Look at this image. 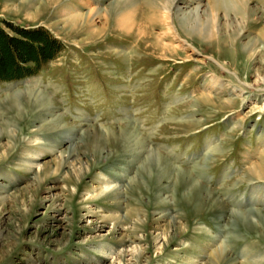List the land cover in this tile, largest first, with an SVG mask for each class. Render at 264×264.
Listing matches in <instances>:
<instances>
[{"label": "rangeland", "instance_id": "1", "mask_svg": "<svg viewBox=\"0 0 264 264\" xmlns=\"http://www.w3.org/2000/svg\"><path fill=\"white\" fill-rule=\"evenodd\" d=\"M213 1L0 0V264H264V0Z\"/></svg>", "mask_w": 264, "mask_h": 264}, {"label": "bare ground", "instance_id": "2", "mask_svg": "<svg viewBox=\"0 0 264 264\" xmlns=\"http://www.w3.org/2000/svg\"><path fill=\"white\" fill-rule=\"evenodd\" d=\"M247 1L248 0H214L213 1L214 7L211 8V6H209L210 7L209 16L213 17L212 19H214L217 16V12L221 9H223V13L225 15L229 11L238 12L239 8L241 9L244 5L246 6ZM241 5H242V7H241ZM179 9H180V7L178 6L176 8V11H179ZM168 12H170V11L168 10ZM99 13H101L99 8H92L90 10L88 16H87V20H90V22L95 21V19L99 15ZM191 13H192V16H190L188 18L187 17L182 18L181 27L183 26L186 28V26H188L189 31H191V33H194L196 36L202 37L203 39H208L209 37H211L210 33L208 32V28L202 24L203 22H201L202 17H200L201 12H200L199 8L198 7L194 8V10ZM203 13H204V11H203ZM87 23H88V21H87ZM253 46H254V44L252 45V47L251 46H250V48L248 47V50H252L251 48H253ZM218 85H219L218 80L214 79V77H211L210 85H208L209 86L208 88L212 89ZM216 90H217V88H216Z\"/></svg>", "mask_w": 264, "mask_h": 264}, {"label": "trees", "instance_id": "3", "mask_svg": "<svg viewBox=\"0 0 264 264\" xmlns=\"http://www.w3.org/2000/svg\"><path fill=\"white\" fill-rule=\"evenodd\" d=\"M8 41V45H10L11 46V50H12V46H13V44H11V42H10V40L8 39L7 40ZM32 43V42H31ZM17 51L19 52V50L18 49H15V51L14 52H11L10 53V55L12 56L11 58H12V63L14 64L15 62H18L19 61V59L17 60V58H16V53H17ZM30 61H29V59H25V61L24 62H22V63H24V64H27V63H29ZM31 63H35L36 64V61L35 60H31Z\"/></svg>", "mask_w": 264, "mask_h": 264}]
</instances>
